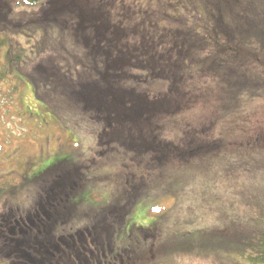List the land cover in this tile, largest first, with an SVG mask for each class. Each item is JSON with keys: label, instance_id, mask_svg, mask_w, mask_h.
Instances as JSON below:
<instances>
[{"label": "rangeland", "instance_id": "rangeland-1", "mask_svg": "<svg viewBox=\"0 0 264 264\" xmlns=\"http://www.w3.org/2000/svg\"><path fill=\"white\" fill-rule=\"evenodd\" d=\"M5 1L0 0V5ZM76 1L77 5L73 3V6L79 8ZM183 1L187 6L184 9H181V0L173 3L178 11L173 10L168 1L151 7L164 11L165 20L172 21V26L165 22L168 34L180 32L189 36L192 46L174 43L169 36H165L161 46L149 43L148 47L156 49L149 55L174 64V68L169 63L157 67L163 79L159 82H153L143 71L130 72L146 83L130 84L139 96L163 97L170 94L172 87L175 90L172 97L180 104L176 112L172 106L170 111L173 112L161 111L160 116L151 117V121L138 126L128 121V130L123 136L121 128L112 132L110 122L104 121L108 112L99 114L86 109L81 112V119L63 120L67 111L65 102L68 103L65 93L79 90V86L89 80L73 73L80 67L82 73L88 74L92 67L89 72L85 71L92 62L84 57L80 66L79 63L72 64L71 54L60 50L50 54L52 59L41 60V65L48 68L46 72L35 70L36 65L33 69L37 59L26 47L30 55L17 63L14 80L0 86V202L7 205L0 206V221L7 219L5 216H19L22 215L20 212L32 210L33 206H30L40 201L38 195L45 196L44 191L40 194L35 191L39 179L48 171L52 170V177L57 173L56 168L82 167L83 176L71 175L66 181L69 190L75 187L70 199L62 207L55 202L60 209L54 213L59 217L57 223L64 228L54 230L59 236L54 242L59 243V247L53 245L50 251L42 253L48 264H79L77 256H68L61 234L77 230L86 233L93 225H99L101 230L103 224L99 223L103 217L94 218V212L87 211L88 208L112 206L123 190H128L130 180L133 185L137 184L131 183L133 191L139 193L143 187L144 191H152L158 168L164 170L160 174L163 194L171 190L174 196L157 200L154 207L155 203L147 198L123 222L108 225L110 244L117 253L115 261L118 259L125 264H235L230 262V251L226 247L239 242V238L247 233V223L264 212V203L257 198L264 195V150L258 149H264V0H220L219 4L215 3L216 7L206 0ZM4 13L0 12V15ZM71 15L74 23H69L68 27L55 20L49 31L34 32L36 45L48 36L55 38L65 34L62 37L70 39L69 44L75 45L78 40L81 53L86 54L89 50L82 40L87 33L75 34L77 13ZM217 20L221 25H215ZM191 24L194 27H190ZM14 41L15 46L10 47L13 52L26 45L22 37L18 40L15 36ZM59 48L66 50L62 46ZM236 50L245 57L237 58ZM2 56L6 59V50ZM245 58L250 61L246 63L242 60ZM70 65H73L72 69ZM58 73L64 76L57 80L53 75L58 76ZM46 75L47 80L55 82L54 93L45 91L48 84L45 87L37 78L35 85L31 83L34 76L44 78ZM11 85L17 88L15 92L8 88ZM43 92L52 97L48 107L41 99ZM96 94L80 92L84 100L88 96L101 98L98 92ZM77 123L81 124L78 129H64V124L76 126ZM127 133H131L133 139H126ZM104 138L116 149H106ZM173 140L204 146L210 154L168 156L172 153L168 151L174 148L168 142ZM145 141L149 142L147 147L151 144L158 149L149 150L144 159L136 150L143 148ZM114 142H124L122 152ZM127 147L128 153H125ZM149 156L153 161H147ZM165 156V160L162 159ZM149 165L155 168H148L144 174L142 169ZM31 201L34 202L30 204ZM179 211L189 216L186 220L183 217L181 223H177ZM113 222L103 221L104 224ZM214 227L226 231L225 240L223 231H214L219 237H206L207 247L198 248L195 234L209 232ZM173 233H177V237L172 236ZM86 237L90 240L88 235ZM141 246H147V250H138ZM127 254L128 258H125ZM17 259L13 253L0 250L1 264H23Z\"/></svg>", "mask_w": 264, "mask_h": 264}, {"label": "trees", "instance_id": "trees-1", "mask_svg": "<svg viewBox=\"0 0 264 264\" xmlns=\"http://www.w3.org/2000/svg\"><path fill=\"white\" fill-rule=\"evenodd\" d=\"M167 1L169 6L176 3L175 0H78L81 8H77L73 6V3L77 5L76 0H71L70 2L64 0L5 1L3 5H6V8L0 5V12L5 11L3 15H0V86L5 85V82H12V80H14L17 63L25 61L24 58L30 55L27 53L26 47L31 49L30 53L37 59V62L33 64V69L36 65L35 70L39 69L46 72L48 68L41 65V60L50 59L51 53H58L60 50L61 53L71 54L70 62L72 64L79 63L80 66L84 57L90 58L92 62V65L87 67L85 71L86 73L89 72L92 67V71L88 74L82 73L80 67L75 69L73 75L79 78L83 76L89 80L87 83L81 84L79 90L73 89L70 93H65L64 98L67 99L68 103L65 102L67 111L62 118L63 120L66 121L67 118L70 117L76 120L81 119L80 114L82 111H86V109L99 114H101V112H108L104 117V121L107 120L110 122L108 124L112 126V132H115L117 128H121V136H123L125 135V131L128 130V121L138 126L141 125V123H147V120L151 121V117L160 116L159 112L161 111L166 112L169 110L168 113L173 112L174 110L170 111L172 106L175 107L176 112L180 104L176 103V100L172 97L175 93L172 87L169 89L170 94L166 93L163 97L150 99L148 95L143 94L144 96L142 97L136 94L135 92L137 91L130 85L133 83L146 84L135 78L133 74H130L131 71H143L146 73V76L152 78L153 82H159L163 79L157 72L158 66L169 63L174 68V64L168 62L170 60H164L160 57L149 55L156 51V49L148 47L149 43L161 46V44L164 43L165 36H169L170 39L173 38L174 43L192 46L189 36L186 37L181 35L180 32L178 35H174L175 32L168 34L164 26L167 27V23L172 26V21L165 20L164 11L156 7H151L152 5H160L164 2L167 3ZM187 1L188 0H185V2ZM206 1L208 3L211 1L215 7V3H220V0ZM183 2L184 1L181 0V9L187 7L184 6L185 4H183ZM173 10L178 11L177 7L174 5ZM215 10L218 13V9L215 8ZM75 12L78 18V23L75 22L77 23L74 29L75 34L87 33L86 37L82 40L89 50L86 54L85 52L81 53V45L78 40L75 45L73 43L69 44L71 40H66L62 37L65 34L55 38L48 36L44 38L43 42L36 45L34 32H38L37 30H43V32L49 31L54 25L53 21L55 20L61 21L64 26L68 27L69 23H74V18L71 14ZM215 25H221V21L217 20ZM190 27H194V25L191 24ZM262 30L263 29H260V31ZM158 31L160 33H158ZM162 31L163 33H161ZM15 36H17L18 40L22 37L26 45L20 46V48H18L20 50L13 52L10 47L15 46L13 45L15 43ZM26 36L27 38H25ZM38 46H40L39 50H36ZM42 46L45 47V50ZM60 46L64 47L66 50L60 49ZM5 50L7 57L3 59L2 54ZM33 52L36 53L34 54ZM235 55L237 58L238 56L245 57L243 54L237 53V50ZM55 56L57 55L55 54ZM62 56L65 57L63 54ZM242 60L247 63L249 59L245 58ZM219 67L222 68L223 66L220 65ZM69 68L72 69L73 65H70ZM61 76H64V74L58 73V76L53 75L57 80ZM36 78L39 79L38 81L42 82L45 87L46 84H48L47 90L45 91H52L54 93L53 87L55 86V82L53 79L47 80V75L44 76V78L34 76V81L32 80L31 82L32 84L34 83L33 85H35ZM8 88H12L14 92L17 89L13 85ZM82 90H85L86 93L89 92L91 96L97 95L96 92H98L101 98L94 99L89 96L86 97L89 101L97 103L98 105L88 103L89 101L87 99L84 100L83 97L80 96ZM61 94L63 93L61 92ZM41 99L44 100L47 107L52 103L50 100L52 97L46 95L44 92ZM78 122H81V120ZM64 125L66 126L64 128L66 131L81 127V124L78 125V123L76 126ZM106 134L109 135V133ZM115 134L120 136L117 133ZM127 135L128 138L126 139H133L131 133H127ZM108 139L111 140V137H108ZM145 142L146 144L143 148L136 150L139 152V156L144 159L145 154H148L149 150L158 149V147L154 148L151 144V147H147L149 142ZM174 142V140L168 142V144L174 145L172 151H168L170 153L172 152L171 154L169 153L170 155L168 156L191 157L201 154H210V151H208L209 149L206 151L204 146L194 145L196 143H187L183 140L182 142ZM104 144L106 149H116L110 147L105 138ZM115 144L119 145L120 152H122L121 148L125 146L124 142ZM170 148L171 147H167V149ZM258 149L261 151L264 150L262 148ZM124 151L128 153V147ZM149 157L147 161H153V158H151V156ZM166 157L167 156L162 157V159L165 160ZM249 159H252V157ZM150 167L155 168L153 165L145 166V168L142 169L144 174L147 172L148 168L152 170ZM77 168L79 169V166L75 165L68 170L56 168L57 173H54L52 177L50 176L52 170L48 171L45 176H41L35 192L40 194L41 191H44L45 196L42 197V194L38 195L40 196V201L30 202V204L34 202L30 206H33L32 210H30L32 212H20L22 215L19 216L18 214L8 215L5 216L7 219H2V221H0V242L2 244L0 250H7L13 253L14 256L18 258L17 260H20L19 262L22 261L23 264H48L45 257H42V253H45V250L50 251L53 245L59 247V243L57 244L54 242L55 237H59L54 233V230L56 231L60 228H64L58 225L57 221L59 217L54 213L60 210L59 207L65 205L72 195V190H75V187L72 186V190L67 188V179L71 175L79 177L81 174L83 176L82 167L79 169L81 172H79ZM89 168L90 167H87L88 170ZM158 170L155 171L156 185H154L152 191H144L145 187H143L142 191L137 193L133 191V186L136 183L133 185L132 180H130L128 181V190H123L120 199L115 201L116 203L114 202L112 206L109 204L98 209L87 207V211L94 212V218L99 219L100 215L103 217L99 223L103 224V228L100 230L99 225L97 227L93 225L91 231H87L88 229H86L87 234L81 230L68 231L65 234H61V237L66 241L65 246L68 250L66 251L68 256L70 254L77 256L79 264H118L117 261L119 264H125L118 259L115 261V254L117 253L114 245L110 244L109 236L111 237V234L108 232V225L123 222L124 218L129 216L133 209L147 198H150L153 203H155L161 198H171L174 196V192L171 190H167L166 194H163V185L160 184V174L164 170L162 168H158ZM132 178L133 177H131V179ZM131 183L133 186H131ZM77 186H79V184ZM157 194H160V196H156ZM257 198H260V202L264 203V195H259ZM55 202L59 207H57ZM1 205L7 206L5 203L0 202V206ZM155 205L156 203L153 204V207ZM36 208H40V211L38 209L36 210ZM34 209L36 210V214L31 216L35 211ZM250 210L252 211L253 209L250 208ZM261 212L258 218H254L255 220L253 219L247 223V233L239 238V242L235 243L234 246L229 245L226 247V249L230 251V262H235V264H264V212ZM177 213L179 215L177 223H181L183 217L185 220L189 217L184 212L181 213L179 211ZM178 215H175V218H177L176 216ZM105 219L114 220L115 222L104 224L103 221ZM162 229H164V226ZM214 231H220L222 233L223 229L214 227L209 232H197L195 234L199 241L197 244L198 248L207 247L206 237H219V234L217 235ZM223 232V239L225 240L227 234L225 233L226 231ZM174 234L177 237V233H173L172 236ZM179 234L184 235L186 232H179ZM87 235L90 240L86 237ZM186 237L187 236H182L181 238ZM33 239L37 241L33 242ZM63 239H61V241ZM169 239L172 240V238ZM202 240L204 241L202 242ZM174 241H177V238H175ZM146 247L147 246H141L138 250L146 251ZM129 249L130 248H128V250ZM102 257L103 259L101 260ZM125 258H128V254L125 255Z\"/></svg>", "mask_w": 264, "mask_h": 264}]
</instances>
